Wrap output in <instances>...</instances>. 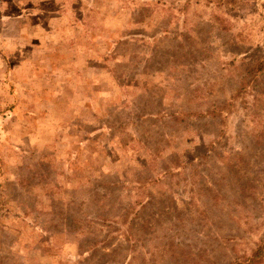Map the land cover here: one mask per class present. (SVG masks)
<instances>
[{
	"label": "rangeland",
	"instance_id": "1",
	"mask_svg": "<svg viewBox=\"0 0 264 264\" xmlns=\"http://www.w3.org/2000/svg\"><path fill=\"white\" fill-rule=\"evenodd\" d=\"M263 59L264 0H0V264H264Z\"/></svg>",
	"mask_w": 264,
	"mask_h": 264
},
{
	"label": "trees",
	"instance_id": "2",
	"mask_svg": "<svg viewBox=\"0 0 264 264\" xmlns=\"http://www.w3.org/2000/svg\"><path fill=\"white\" fill-rule=\"evenodd\" d=\"M264 72V59L263 61H256L254 64H251L247 66L244 69V74L240 79V90L244 91L246 87L255 80L259 74ZM240 92V91H239ZM214 109V108H213ZM207 112V115L210 116V118H216V112L215 110ZM256 253V251H255ZM233 264H242L240 261L234 262Z\"/></svg>",
	"mask_w": 264,
	"mask_h": 264
}]
</instances>
